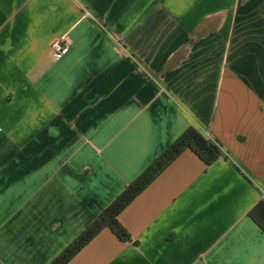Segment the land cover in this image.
<instances>
[{"label":"crops","instance_id":"crops-1","mask_svg":"<svg viewBox=\"0 0 264 264\" xmlns=\"http://www.w3.org/2000/svg\"><path fill=\"white\" fill-rule=\"evenodd\" d=\"M189 127L222 157L69 264H264V0H0V264H50Z\"/></svg>","mask_w":264,"mask_h":264},{"label":"trees","instance_id":"trees-1","mask_svg":"<svg viewBox=\"0 0 264 264\" xmlns=\"http://www.w3.org/2000/svg\"><path fill=\"white\" fill-rule=\"evenodd\" d=\"M221 145L211 141L197 128H187L180 137L169 145L126 189L110 203L96 219L84 229L50 264H69L103 230L110 229L124 243L132 241L131 235L120 222L121 213L185 151L190 150L207 166L222 157ZM248 217L264 233V200H260Z\"/></svg>","mask_w":264,"mask_h":264},{"label":"built area","instance_id":"built-area-1","mask_svg":"<svg viewBox=\"0 0 264 264\" xmlns=\"http://www.w3.org/2000/svg\"><path fill=\"white\" fill-rule=\"evenodd\" d=\"M71 50V42L67 38H61L53 41L50 46V52L55 61L62 60L69 54Z\"/></svg>","mask_w":264,"mask_h":264}]
</instances>
